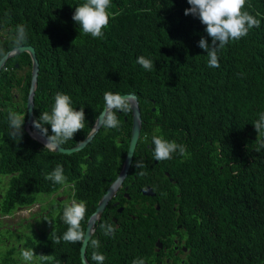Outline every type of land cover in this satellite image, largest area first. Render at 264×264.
I'll return each mask as SVG.
<instances>
[{"label": "trees", "instance_id": "16d2710c", "mask_svg": "<svg viewBox=\"0 0 264 264\" xmlns=\"http://www.w3.org/2000/svg\"><path fill=\"white\" fill-rule=\"evenodd\" d=\"M11 1L17 5L16 13H5ZM84 2L0 0V20L10 26L8 38L3 41L0 35V50L5 53L14 46L16 26L25 25L26 43L34 46L39 61L42 98H50L49 92L56 88L79 90L82 95L78 104L85 109L87 120L92 115L95 119L103 109L105 92H133L143 120L138 145H148L154 157L152 138L159 135L187 149L185 156L179 151L173 153V165L170 160H162L157 179L138 169L134 159L125 183L144 186L155 181L156 192L167 183L159 195L169 206L158 210L150 207L148 225L142 234H117V247L113 250L111 236L107 237L109 244L100 243L96 249L90 241L88 260L97 264L93 259L97 252L105 257L103 264H132L137 258L159 264L163 256L156 255L150 240L157 233L151 224L162 222L167 213L173 219L171 233L184 239L187 248L183 263L173 260L171 249V254L165 255L170 264H264V151H253L249 138L251 134L258 136L253 123L264 113V0H246L244 10L254 16L259 13L256 18L261 25L220 49L218 68L208 66L207 52L198 46L201 37L209 45L212 40L197 16L184 14L191 7L187 0H111L109 11L119 15L110 18L102 38L84 34L72 19L75 8ZM140 56L153 61L151 70L137 63ZM5 64L11 70L0 73V90L7 84L21 83L16 72L23 66L30 79L31 62L26 52ZM116 115L120 126H102V131L86 146V155L92 157L87 160V170H93V178L99 179L106 172L98 164L108 160L109 152L103 147L113 143V138L121 162L125 157L131 112L117 111ZM0 129L7 130V116L1 111ZM258 137L264 140V135ZM34 144L39 150L32 149V158L25 162L21 161V154L27 150L25 145L15 147L22 151L14 150L15 157L0 154V175L7 169L15 173L7 198L14 196L19 203L24 201L26 187L32 192L48 191L37 185L45 181L46 172H51L48 156L56 161L60 156L67 157ZM164 170L173 173V182ZM111 174L100 190L78 194L87 205L81 222L83 229L117 171ZM108 211L113 212V208L110 206ZM124 215L116 214L114 234L125 225ZM41 219L45 222V214ZM53 224L58 232L50 231L49 237L46 235L37 243L25 242L24 246L41 252L38 255L53 256L60 264H82L80 242H55L68 225L61 228L55 221ZM162 234L165 247L173 245V236L165 238L163 231ZM107 246L110 247L106 251Z\"/></svg>", "mask_w": 264, "mask_h": 264}, {"label": "clouds", "instance_id": "9594fccd", "mask_svg": "<svg viewBox=\"0 0 264 264\" xmlns=\"http://www.w3.org/2000/svg\"><path fill=\"white\" fill-rule=\"evenodd\" d=\"M187 2L191 7L185 9L184 14L197 16L200 19L201 23L206 26L205 31L207 33V36L211 37V45H209L207 39L201 37L198 42V46L207 52L208 66L212 68L219 67L218 51L220 49H223L226 45L229 44L230 41H236L241 39L242 37L247 36L250 29H252L253 27L259 28L261 25V20L256 18V16L260 15L259 13H256V16H254L248 11L244 10L246 0H187ZM110 6L111 0H85L82 5L75 8L72 19L80 26V28H82L84 34H90L93 38H102L104 35L103 29H105L109 25L110 18L114 19L115 16L119 15V12H110ZM16 8V3L14 1H11L7 5L5 13H16ZM9 29L10 26H8L5 21L0 20V35L2 36L3 41L10 36ZM27 36L28 33L26 31V26L23 24L17 25L14 46L6 49L5 53L3 52V50H0L1 58L7 52H12L17 48L23 46H32L34 48L32 44L26 43ZM23 52L26 51L14 53L10 57H8L1 66L0 73L3 71L4 73L8 74L11 69L10 67H6L5 63L7 62V60L15 58L17 54ZM137 63L146 70H151L153 68V61L151 59L145 58L144 56L138 57ZM15 66L17 67L18 63H15ZM26 70V67L23 66L16 72V77L22 78L20 84L17 82L16 85L7 84L2 90H0V98L3 100V104L0 105V111L1 113H6L7 116V130L0 131V154H3L9 158L11 156L15 157V147L19 148L25 145L27 147V150L21 154V161L25 162L32 158V149L39 150L38 147L34 144V142H37L51 152L66 154L67 157H64L62 159H66L70 163H72L73 170L70 171L68 168L63 167L61 164H56V160L53 158V161L49 162L48 170H50L51 172L48 174L46 172L45 181H43L42 184H37L45 187L48 191L42 190L38 192L35 189V192H32L28 189V187H26L23 191L24 201L19 203L16 201L14 196L7 198V192L11 188V179L15 176L14 172L7 169L4 174L0 175V208L1 212L9 214L8 217L12 216L13 220L0 224H8L9 226L5 230L11 229L14 232L17 226V223L16 226H14L16 215L18 221L20 219L29 218H20V213L29 212L30 216L31 213L37 211V207L40 208L42 205L46 204L47 219L45 220L48 230L40 237L39 241L46 235L49 237L50 231L58 232L53 224V222L55 221L56 226H61V228L68 225L67 230L63 233V236L56 238V243H59L62 239L63 241L70 243L80 242L81 246V242L85 241L86 228L90 216L96 212V207L99 203V200L111 186V184L115 181V179L119 175V172L117 171L115 178L109 183L105 191L98 199L97 204H95V208L86 220L84 229L81 227V222L85 218L87 205L85 201H80L78 194L81 191H79V189L82 186H86L88 187V189L86 190L89 192L96 191V188L100 190L104 185L105 180L111 177V175L113 174H111V172L115 171V168L112 167L115 156L110 147L106 146L105 148L109 152L108 160L103 163H99L98 165L102 166L103 169L107 168V171L102 175L103 177L101 176L99 179H96V177L94 178V180L97 182L103 181V184L100 185L97 184V182L93 184V170L91 171L92 174L87 170V160H91L92 157L90 154L86 155L85 149L90 141L84 147L73 150L71 152H58L51 150L49 147L65 143L66 141L72 139L75 134L84 129L86 122V113L85 109H83V107L81 108V106L78 104L82 92L79 90L56 88L49 92L51 95L50 98H42L39 93V61L38 72L34 81L32 80L31 75L32 65L30 67L29 80ZM104 101V111L102 112V109L100 111V113H102H99L100 116L98 117L99 114L97 115L98 119L96 117V123L101 125V129L102 126L109 129L118 128L120 126V122L116 113L117 111H128L130 109L129 100L127 99V97L121 96L120 94L105 92ZM94 124L90 131H92ZM253 125L255 127V130L258 132V136L264 135V113L259 114V119L256 120ZM100 128L99 130H101ZM47 129H49V132H47ZM99 130L97 131V133L99 132ZM90 131L88 132V134L90 133ZM96 134L94 135V137L96 136ZM258 136L251 134V136L249 137L252 141L251 149L255 152H263L264 140ZM85 138L77 143L74 147L83 142ZM113 140L115 141V138H113ZM152 142L154 144V158L159 163H161L162 160H170V165H173L175 161L173 159V153L179 151V154L181 156H185L187 154V149L184 145L177 144L175 141H169L163 136H153ZM74 147L66 149H73ZM15 152L22 151L15 150ZM131 165L128 174L131 170ZM135 166L141 169L146 167V165L139 160L136 162ZM98 172L99 171H97V174H99ZM127 176L123 179L122 183L117 188L115 193L107 201L106 206L101 211V213L97 217H95L93 227H91L90 230L87 247L90 241L94 249L99 248L100 243L109 244L107 237L111 236L110 243H113V245H111V248L113 250L115 247H117L118 241L117 239H115L117 234L119 237L120 235H134L135 233H139L137 229V218H139L140 215L135 212V209L131 207L129 210L125 209L124 212H122V209H119L118 212H116L115 207L112 205V203H110L118 189L125 182ZM170 177L172 178L173 182V173L172 175H170ZM132 183L134 182H131L129 184L132 185ZM146 185L151 184L148 183ZM145 193L147 194L150 192L147 191ZM158 195V193H156V195L150 193V195L147 196L155 197ZM156 201L163 202L164 200L162 199V197H160L157 198ZM110 206L113 208V212L108 211ZM166 206H169L168 203L166 204ZM158 209L159 208H157V210ZM127 212L128 214H126ZM117 213H125V225L123 226L121 231L114 234L117 227ZM150 213L151 212L149 208L145 209V211L143 212L144 216H142V220L147 225L148 220L146 219V217ZM61 214L62 217H60ZM112 218L115 219L112 220ZM172 221L173 219L170 217L164 219L160 223L151 224V226L155 227L157 232L153 239V245L154 249L157 251L156 255L163 256V258L160 260L161 264H170V258L166 257L165 255L171 254V249L173 260L179 259L181 260V263H183L185 254L187 252V248L185 246L186 241L180 236L178 237L177 235H173L171 233ZM131 227H135L136 229L131 232L129 230ZM162 231L164 232L165 238L169 237V235L173 236V245L170 244V247H165L164 241L161 240V237L163 235ZM6 242L10 246H13V249H18L19 251H21H15L12 254V264H23L22 262H24V264H36V262L38 261L37 255L41 252L35 253L30 247L24 246L25 242H34L33 240L27 239L26 241H24L20 239L17 243L11 244V241L9 239H6ZM175 245L178 247L177 250L173 248V246ZM109 247L110 246L106 247V251ZM176 251L177 253L175 254L174 252ZM38 256L40 261L39 264H60V261H56L53 256ZM93 259L97 261V264H103L105 257L100 253L94 252ZM164 260L168 263H165ZM5 262L9 263L10 261L6 259ZM146 262L147 261H145V259L137 258L133 260L132 264H146Z\"/></svg>", "mask_w": 264, "mask_h": 264}, {"label": "flooded vegetation", "instance_id": "af4514ba", "mask_svg": "<svg viewBox=\"0 0 264 264\" xmlns=\"http://www.w3.org/2000/svg\"><path fill=\"white\" fill-rule=\"evenodd\" d=\"M95 119H94L93 115L90 118H87V120L85 122V127H84V129L82 131H80L77 134H75L72 139L66 141L63 144H58L57 146H60V147H63V148L74 147L77 143H79L81 140H83L86 137L88 132L91 130ZM101 131H102V129H101ZM47 132H49V129H47ZM139 138H140V135H139ZM139 138H138V140L136 142V145H135L134 156H133V160H132L131 164H133L134 159L136 161H138V160L142 161L146 165L145 168H143V169L140 168L144 172V174H146V175H148L150 177L152 176L155 179H157V177H159L157 175V168L160 166V163L155 160V158L153 157V154L150 152V150L148 148V145L145 148H142V147H140L138 145ZM106 146L110 147V149L112 150V152L114 153V156H115V159L113 161L112 167L115 168V171H118L120 173V171L122 169L123 161H124V159L126 157V154L128 152L129 142H128V145H127V150H126V153H125V157L123 158L122 162H121V160L119 159V157L117 155V149H116L115 141H113V143L108 142V144H106L103 148H105ZM47 160L49 162L53 161V157L48 156ZM57 163L61 164L65 168H68L70 171L73 170L72 163H70L66 159H62L61 156L57 158L56 164ZM139 173L140 172H138L137 174H139ZM164 173H165V175L168 176L169 180L172 181V178L170 177L169 173L167 171H165V170H164ZM96 182L97 181H95L94 178H93V184L96 183ZM154 182L155 181L150 182L151 185H146L145 184L144 186H143V183L141 185H134L133 183H132V185H130V184H126L124 182L121 185V187L118 189V191L116 192V194H115L114 198L112 199V201L110 202L115 207V211L116 212H118L119 209H122V212H124L125 209L129 210L131 207L135 209V212L140 215V217L137 218V229L139 231V234L147 226V224L142 220V216H144L143 212L145 211V209L150 208V207H153V208L157 209V208H160L161 206H165L167 204V202H165V201L157 202L156 200H154L156 196L155 197H149L148 196L149 197L148 199L145 198L147 196V194L145 192L149 191L153 195H156V193L159 194L161 192V189L163 187H167L168 186L167 183H165L156 192L154 190V188H153ZM97 184L102 185L103 181H99V182H97ZM160 197H162V195H158L157 196V198H160ZM140 203H146V206H141ZM126 214H128V212ZM8 216H9V214L1 212V208H0V223H4V222L6 223L7 221H12L13 220L12 216H10V217H8ZM114 219L115 218H112V220H114ZM135 229H136L135 227H131L129 230L132 232ZM154 236H155L154 234L151 236L150 240L152 242H153ZM173 248L175 250H177L178 247L175 245V246H173ZM174 253L176 254L177 251L174 252ZM158 262H159V264H161V261H158ZM165 263H168V262L165 261ZM146 264H148V263L146 262Z\"/></svg>", "mask_w": 264, "mask_h": 264}, {"label": "water", "instance_id": "95a60500", "mask_svg": "<svg viewBox=\"0 0 264 264\" xmlns=\"http://www.w3.org/2000/svg\"><path fill=\"white\" fill-rule=\"evenodd\" d=\"M21 51H26L30 56L31 65H32L31 75H32V80L34 81L36 76H37V72H38V61H37V58L35 55V50L32 46H23V47L17 48L16 50H14L12 52H10V51L7 52L0 59V68L3 65L4 61L8 57H10L14 53H19ZM121 96L127 97V99L130 102L132 125H131V135H130V141H129V148H128V152L126 154V157H125V160L123 162L122 169H121L119 175L117 176L115 181L111 184V186L107 189V191L103 194V196L99 200V203L96 207V212L93 215H91L89 220H88V224H87V228H86V234H85V241L81 242V246L79 249L82 264H91L87 260V257L85 254L86 253V247H87L88 240H89V236H90L91 227H93L95 217H97L101 213V211L106 206L107 201L115 193L117 188L122 183L123 179L127 176L128 171L130 169L132 159H133L135 145H136V142L138 140L140 130H141V126H142V118H141V112H140V108H139V101H138L137 95L133 92H130V93L121 94ZM103 111H104V109L102 110V112ZM100 114L98 115V117L100 116ZM98 117H97V119H98ZM97 119H96V121H97ZM96 121H95V124H94L92 131H90V133L87 135L85 140L83 142H81L79 145H77L76 147H74L73 149L62 148V147L57 146V145L49 147V148L53 151H58V152H71L73 150H77V149L84 147L89 141L92 140L94 135L97 133V131L101 127V125L97 124Z\"/></svg>", "mask_w": 264, "mask_h": 264}, {"label": "rangeland", "instance_id": "374dc122", "mask_svg": "<svg viewBox=\"0 0 264 264\" xmlns=\"http://www.w3.org/2000/svg\"><path fill=\"white\" fill-rule=\"evenodd\" d=\"M105 171H107V168H104ZM88 187L82 186L79 191L86 190ZM147 195H150V193H147ZM141 206H146V203H140ZM36 212H33L29 216V212H22L20 218L29 217L26 219H20L17 220L16 215V221L14 223V226H16L15 231L13 232L10 230H5L9 225L8 224H0V264H3L6 259L10 261V259L13 258L12 254L16 252H21L18 249H13V246H10L6 239H9L11 241V244L17 243L20 239L26 241L27 239L33 240L35 243H37L40 239V237L46 233L48 230V227L45 222L41 219V216L45 214V217L47 216V205L44 204L40 208L37 207ZM32 212V211H30ZM163 220L166 218H170L169 214L166 213V215L162 216ZM47 219V217L45 218ZM18 221V222H17ZM13 226V227H14ZM12 228V227H11ZM39 260L36 262V264H39ZM24 264V262H22ZM8 264H12L9 262Z\"/></svg>", "mask_w": 264, "mask_h": 264}]
</instances>
